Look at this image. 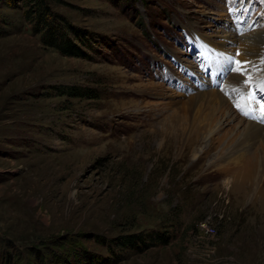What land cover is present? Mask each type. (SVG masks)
Segmentation results:
<instances>
[{
	"label": "rangeland",
	"instance_id": "obj_1",
	"mask_svg": "<svg viewBox=\"0 0 264 264\" xmlns=\"http://www.w3.org/2000/svg\"><path fill=\"white\" fill-rule=\"evenodd\" d=\"M49 3L84 57L45 46L25 0H0V264H264V137L231 153L264 118L228 59L257 34L264 57V0ZM213 92L218 132L174 134Z\"/></svg>",
	"mask_w": 264,
	"mask_h": 264
},
{
	"label": "trees",
	"instance_id": "obj_2",
	"mask_svg": "<svg viewBox=\"0 0 264 264\" xmlns=\"http://www.w3.org/2000/svg\"><path fill=\"white\" fill-rule=\"evenodd\" d=\"M12 3L13 0H6ZM26 8L23 11V16L32 25V31L40 34L41 42L47 46L58 50L60 53L66 56L84 57L85 53L71 40L67 38L66 32L63 26L66 25L65 18L59 13L55 12L49 3V0H25ZM63 90L60 94H67L72 97H86L97 98L98 94L91 88L81 86L62 87ZM60 90V89H59ZM159 242L168 239L167 236H159ZM119 239V238H118ZM142 237L137 235H124L119 239V244L122 246H133L136 242H141ZM144 247L146 244H144ZM103 258L98 255H92L88 259V264H103ZM87 261V260H86ZM69 260H61L59 264H68ZM79 263V262H78ZM108 263V262H106ZM73 264V263H71Z\"/></svg>",
	"mask_w": 264,
	"mask_h": 264
},
{
	"label": "bare ground",
	"instance_id": "obj_3",
	"mask_svg": "<svg viewBox=\"0 0 264 264\" xmlns=\"http://www.w3.org/2000/svg\"><path fill=\"white\" fill-rule=\"evenodd\" d=\"M262 37H263V35L257 34L251 38L252 40H250V42H249L250 46L248 45L249 46L248 51L246 54H244V57H242V60H241V61H249L252 64L254 63L253 65L255 67H252L253 65H250L251 68H249V69H251L250 70L251 72H257L258 67H259L260 62H256L254 59L259 60V56H260L259 55V49H260V47H262V45H261ZM246 66L247 65H245V67ZM217 68L221 69V66L219 65ZM204 69H207V67H205ZM210 71L212 73L211 69H210ZM218 93L213 92V93H210V95L209 94L208 95L198 94L196 96L191 97L190 100L186 101L188 113L190 112V108L193 107V104L200 99H203L205 101L206 109L202 112L199 111L198 113H195V114L193 113L191 116V119H189V122L186 124L187 126H184L183 124L176 126V123H174V125L176 126V128L174 126V134H179V136L181 135V137H183L184 134H187V136L191 135V134H197L202 139L212 138V136L218 132V130L220 129V127L222 125V123L219 122V123H216L213 127L211 126V122L214 120V118H216V114L218 113L212 109V106H214L213 102L216 99V96L219 95ZM224 93H225V91H224ZM202 96H204V97H202ZM236 99H237V97H236ZM219 101L223 102V100L220 97H219ZM237 101H238V99H237ZM243 101L244 100H242L241 102H243ZM219 105L222 106V104H219ZM220 112H222V111H220ZM263 132H264V126H261L260 124L258 125L254 122H251V120H250V123H247L246 129L244 128L243 134H241L239 140L237 141V144L235 145V147L231 151V153L238 152L239 150L240 151L242 150V152H247L248 149L251 148L252 140L254 138L258 137L259 135L264 137ZM176 139H178V137H176ZM195 156L196 155L194 154V157Z\"/></svg>",
	"mask_w": 264,
	"mask_h": 264
},
{
	"label": "snow or ice",
	"instance_id": "obj_4",
	"mask_svg": "<svg viewBox=\"0 0 264 264\" xmlns=\"http://www.w3.org/2000/svg\"><path fill=\"white\" fill-rule=\"evenodd\" d=\"M229 10L230 11H235L234 9H229ZM236 55H239V52H237ZM228 59L234 65L231 68L232 72L239 73V74H242V75H245V73H247L245 75V79L243 81V84L245 85V87L248 88V91L245 92V91H243L240 88H235V89H233V91L237 94L239 99L248 101L250 103L257 104L258 105V110L261 112L262 118H264V97H257V95H256L257 91L264 92V80L257 81L255 83V89H253L251 87V85L253 83V78H252L249 70L247 68H245V65H250L251 62L235 60L232 57H228ZM260 62L262 64H264V57L261 58ZM252 67H255V66L253 65ZM246 106H247V104H245V105H241L239 103L236 104L237 108L246 107ZM251 110L252 109H250V111ZM243 114L244 115H248V112H244ZM262 122H264V119H262Z\"/></svg>",
	"mask_w": 264,
	"mask_h": 264
},
{
	"label": "built area",
	"instance_id": "obj_5",
	"mask_svg": "<svg viewBox=\"0 0 264 264\" xmlns=\"http://www.w3.org/2000/svg\"><path fill=\"white\" fill-rule=\"evenodd\" d=\"M199 228L202 230L203 233L205 234H215V229L213 226L209 225L207 222L202 221L199 223Z\"/></svg>",
	"mask_w": 264,
	"mask_h": 264
}]
</instances>
